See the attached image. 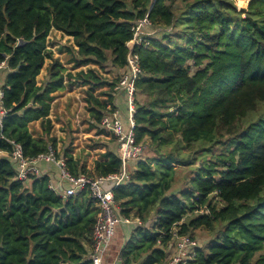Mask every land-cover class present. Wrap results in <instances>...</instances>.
<instances>
[{"label":"trees","instance_id":"1","mask_svg":"<svg viewBox=\"0 0 264 264\" xmlns=\"http://www.w3.org/2000/svg\"><path fill=\"white\" fill-rule=\"evenodd\" d=\"M177 1L0 0L7 111L0 140V264H93L88 257L99 209L88 188L63 198L41 171L18 180L11 142L28 160L49 147L55 153L51 102L76 84L86 88L89 130L106 133L100 122L115 108L112 90L126 72L131 27L145 16L159 31L134 50L141 73L133 133L141 153L131 172L125 166L128 180L112 191L116 216L139 224L123 226L128 234L115 264H167L173 237L193 239L196 229L217 235L186 264H264V0L241 9L233 0ZM52 30L73 40L66 49L73 69L110 63L113 80L97 68L68 72L47 49ZM46 60L47 77L38 85ZM35 123L37 136L29 130ZM55 156L73 177L122 172L118 154L107 149L89 169L68 150ZM187 166L197 169L189 183L181 178Z\"/></svg>","mask_w":264,"mask_h":264},{"label":"built area","instance_id":"2","mask_svg":"<svg viewBox=\"0 0 264 264\" xmlns=\"http://www.w3.org/2000/svg\"><path fill=\"white\" fill-rule=\"evenodd\" d=\"M52 31L58 32L55 30ZM131 31L132 39L126 44L128 49L126 72L120 77L115 86V89L123 91L126 96V125H123L120 112L116 108L107 112L106 116L103 117L100 122L101 129L113 137L118 144V156L122 163V172L120 174L96 179L88 178L83 175L73 177L65 169V160L62 158L57 159L51 147L48 148V153L39 155L35 159L28 160L23 157L21 147L11 142L14 146L11 158L18 165V180H24L28 175H39L40 169L38 164L46 162L56 164L60 169L62 179L70 185L62 192L61 196L63 198L76 196L85 188H88L91 197L96 201L99 209L92 232V253L88 257L93 264L105 263V253L110 247L116 227L139 222L116 216V205L112 191L123 181L128 180L129 175L125 171L126 163L129 161H136L141 153L140 147L134 142L133 133L135 82L141 73L139 58L138 55L134 53V50L140 47H147L149 45L148 38L153 36L159 29H152L151 22L148 17L145 16L143 19L135 21L131 27ZM5 67L4 63L0 64V70ZM1 85L0 81V140H5L2 134V128L7 111L2 107L4 92ZM110 108L109 106L107 110H110ZM108 185H110V188H106ZM50 189L55 192L58 191L57 186H53L51 183ZM173 238L175 241L176 253L169 258L167 264H186L189 260L194 258L196 250H198V245L195 240L188 236H174Z\"/></svg>","mask_w":264,"mask_h":264},{"label":"rangeland","instance_id":"3","mask_svg":"<svg viewBox=\"0 0 264 264\" xmlns=\"http://www.w3.org/2000/svg\"><path fill=\"white\" fill-rule=\"evenodd\" d=\"M175 1L177 4L178 1ZM233 2L238 9L245 8L248 4V0H233ZM245 2L247 3L245 4ZM167 30L169 31L167 35H172L170 29ZM60 34L54 31L50 32V34L47 36V49L52 53L54 59H57L63 65H65L68 72L75 75L79 70L85 71L88 67L97 68L96 66L89 64L73 69V64L68 62L70 57L68 54H66L67 47L73 46L71 43L73 40L69 38L71 41H68L66 40V36ZM49 62V60L45 61V65L37 77L38 85L45 81L47 77L46 66L49 65ZM97 69L108 81L113 80V77L116 75L114 72L115 69L110 63L106 64L104 69ZM85 89V87L77 84L73 85L71 88L66 85L63 91L55 93V99L51 102L49 118L52 120V129L50 131V135L56 140L55 153L62 155L63 150H68L73 157L81 156L85 161L86 166L89 167L92 160L97 159L98 155L104 151V142H102L104 137H97V132L95 129L89 130V115L84 104ZM105 90L106 87L97 89L95 90L94 95L99 97L100 91ZM29 130L35 136H37V134L41 131L38 123H35L34 125L31 124L29 126ZM103 135L106 136L108 133H104ZM111 139L113 140L112 137ZM219 151L220 149H213L214 154L218 153ZM199 162L200 161H197V164H199ZM174 166L175 168L177 167L176 165ZM191 166H187L186 171L181 172V178H184V182L189 183L190 179L194 176V173H197V169L191 168ZM181 184V181L175 183L174 189H177L179 186H181ZM195 215L196 214L194 213L193 216ZM188 219H190V216H187L186 220ZM137 224H139V222H137ZM123 226L124 225L116 227L115 229L114 237L111 240L110 247L105 253V260L108 261L107 264H115L117 261L118 250L124 243V239L128 234V229L123 228ZM216 235L217 233L212 231L196 229L193 231L192 237L193 240L196 241L197 245L200 246V251H205L210 241L215 238Z\"/></svg>","mask_w":264,"mask_h":264},{"label":"crops","instance_id":"4","mask_svg":"<svg viewBox=\"0 0 264 264\" xmlns=\"http://www.w3.org/2000/svg\"><path fill=\"white\" fill-rule=\"evenodd\" d=\"M57 33H59V32H57ZM53 36H54V34H53ZM70 39H69V37L66 38V40H68V41L72 40V39L71 40ZM71 43H72V41H71ZM63 66L65 67V65H63ZM71 87H73V85ZM79 88L81 89L80 86H79ZM112 92H113L112 95L114 97V100H113L114 101V107L119 110L121 120L125 125L126 117H127V105H126L125 93L123 91L115 89V88H113ZM89 124H90V122H88V125ZM97 137H104V140H102V142H104V151L101 154H103L106 149L114 152L115 154H118V144L114 140L111 139L110 135L104 136L103 134H100V135L97 134ZM100 155H98V158L94 159V160H99ZM73 158H76V157H73ZM94 160H92V162ZM92 162H91V164H92ZM135 163H136L135 161H129L126 165L127 170H129L131 172L135 168ZM91 164H90V166H91ZM85 166H86V163H85ZM90 166L89 167L86 166V168L89 169ZM38 167H39V169L43 175H46L49 177L51 185L57 186L58 191L64 192L65 189H67L70 186L68 182H66L62 179L60 169L56 164L41 162L38 164ZM106 188H110V185H108ZM120 226H122V225H120ZM199 248H200V246L198 245V249ZM166 253H167V257L171 258L176 253L175 247L173 245H170L169 248L167 249ZM104 261L107 262V260H105V259H104Z\"/></svg>","mask_w":264,"mask_h":264},{"label":"bare ground","instance_id":"5","mask_svg":"<svg viewBox=\"0 0 264 264\" xmlns=\"http://www.w3.org/2000/svg\"><path fill=\"white\" fill-rule=\"evenodd\" d=\"M249 1V0H248Z\"/></svg>","mask_w":264,"mask_h":264},{"label":"water","instance_id":"6","mask_svg":"<svg viewBox=\"0 0 264 264\" xmlns=\"http://www.w3.org/2000/svg\"><path fill=\"white\" fill-rule=\"evenodd\" d=\"M249 2V1H248Z\"/></svg>","mask_w":264,"mask_h":264}]
</instances>
